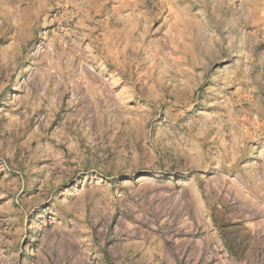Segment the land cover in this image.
Instances as JSON below:
<instances>
[{
    "label": "rangeland",
    "instance_id": "obj_1",
    "mask_svg": "<svg viewBox=\"0 0 264 264\" xmlns=\"http://www.w3.org/2000/svg\"><path fill=\"white\" fill-rule=\"evenodd\" d=\"M0 264H264V0H0Z\"/></svg>",
    "mask_w": 264,
    "mask_h": 264
}]
</instances>
